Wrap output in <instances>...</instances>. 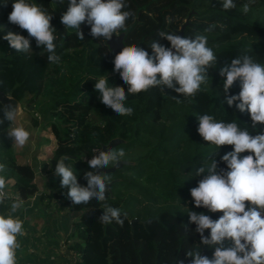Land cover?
Segmentation results:
<instances>
[{
	"label": "trees",
	"instance_id": "1",
	"mask_svg": "<svg viewBox=\"0 0 264 264\" xmlns=\"http://www.w3.org/2000/svg\"><path fill=\"white\" fill-rule=\"evenodd\" d=\"M29 2L52 13L60 62H48V53L36 46L34 38H30L32 53L16 52L9 46L3 39L7 32L25 37L28 33L8 21L12 0H7V6L0 0V89L19 102L29 117V124L22 125L31 133L49 126L55 147L44 162L35 166L20 163L5 134L13 123L5 121L0 125V162L7 164L6 178L13 180L17 198L25 199L37 192L34 178L38 172L52 175L47 181L48 190L39 198L44 204L57 203L60 209L77 214L68 243L76 254L73 264H109L111 246L120 242L143 245L152 252L150 264H176L177 260L190 264L191 258L185 253L197 247L200 236L194 231L195 224L188 223L187 213L207 210L194 207L190 189L198 186L203 177L191 175L201 163L207 164L209 156L218 161V169L227 170L220 157L232 150L231 145L217 150L204 141L197 132V118L209 114L218 121L236 122L252 135L264 130V125L259 124L252 129L247 112L240 113L227 105L223 77L219 75L222 66L244 54L264 64V0H234L236 7L230 10L223 9L222 0H126L125 10L133 16L127 20L126 30L120 32L124 47L135 44L151 54L153 40L170 46L158 33H177L184 25L181 36H208L217 65L209 69V83L202 85L195 97L153 88L129 95L126 106L133 108V114L123 117L102 104L100 94L94 90L101 75L107 76L111 86H121L125 91L128 88L113 70L115 55L106 41L94 39L87 24L80 26L83 40L78 39L75 29L64 28L60 17L67 11L69 0H64L63 5L58 0L56 4L55 0ZM244 4L250 5L247 14L242 11ZM211 24L216 27L205 32ZM239 91L237 81L228 95ZM3 108L0 103V119ZM113 138L120 141L112 147L123 148L129 162L104 172L112 177L107 203L121 209L122 227L114 221L109 225L100 223L102 202L93 199L88 204H72L67 189L61 188L60 178L54 174L56 163L68 157L64 163L73 166L78 183L86 186L83 174L91 169L85 159ZM184 225H188V231ZM209 231L205 230L206 236ZM212 252L201 247L202 255L211 258Z\"/></svg>",
	"mask_w": 264,
	"mask_h": 264
},
{
	"label": "clouds",
	"instance_id": "2",
	"mask_svg": "<svg viewBox=\"0 0 264 264\" xmlns=\"http://www.w3.org/2000/svg\"><path fill=\"white\" fill-rule=\"evenodd\" d=\"M58 3L63 5L64 0H58ZM3 4L7 6V0H3ZM222 7L230 10L236 4L234 0H222ZM126 8V0H69L67 11L60 19L64 28L76 30L80 40L84 39L80 27L83 23L90 26V35L94 39L109 41L126 30V22L133 16ZM242 11L247 14L250 5L244 4ZM52 18V13L35 2L12 0L8 21L26 30L28 37L9 31L3 39L16 52L32 53L30 38H34L36 46L43 47L48 53V62L59 63ZM215 27L211 24L205 32ZM157 35L166 39L170 46L165 47L153 40L149 46L151 54L133 44L123 47L115 55L113 70L128 85L127 91L121 86H111L104 75L95 82L94 90L100 94V102L116 115L133 114V108L126 106L129 95L153 88L164 92L167 88L179 96L195 97L201 86L209 83L208 71L216 68L217 55L208 46L207 35L196 34L194 38L171 32ZM219 75L223 77L222 91L227 105L234 106L240 113L247 112L252 129H256L258 124L264 125V64L244 54L222 66ZM237 81L239 93L228 95ZM173 98L177 103L181 102L179 98ZM197 119V132L204 141L215 145L217 150L225 145H231L232 150L220 157L227 170L218 169V161L209 156L207 164L201 163L191 175L203 177L198 186L190 189L194 207L222 215L213 220L204 212L192 210L187 213L188 223L195 224L194 231L199 234L200 242L185 256L191 258L190 264H264V130L252 135L248 128L242 129L236 122L218 121L209 114L200 115ZM16 120L17 106L3 108L0 125L5 121L15 123ZM7 134L19 147L28 143L31 137V133L18 124ZM245 152L250 154L242 156ZM95 153L98 155L88 160L91 170L83 174L86 186L78 183L73 166L64 163L68 157L56 163L54 174L60 178L61 188L67 189L66 195L72 204H88L93 199L102 202L100 223L109 225L114 221L122 227L121 209L107 203L112 177L98 170L118 167L121 161H125L126 153L123 148L115 147L104 151L99 147ZM7 171V164L0 162V206L7 204ZM23 204L22 199L15 200L10 204L9 214H0V264H18L17 251L21 247L18 238L25 235V229L23 220L13 214ZM123 215L126 217L127 213ZM184 229L188 231V225H184ZM205 230H210L207 236ZM201 247L213 250L211 258L201 254ZM176 264H184V261L177 260Z\"/></svg>",
	"mask_w": 264,
	"mask_h": 264
},
{
	"label": "crops",
	"instance_id": "3",
	"mask_svg": "<svg viewBox=\"0 0 264 264\" xmlns=\"http://www.w3.org/2000/svg\"><path fill=\"white\" fill-rule=\"evenodd\" d=\"M16 125V123H13L8 129ZM18 125L23 126L30 132L25 125H22L21 121H19ZM45 128L38 127L32 133L30 132V140L23 147H19L16 144L12 147L20 163H28L35 166L50 157L55 145L50 150V155L44 158L43 152L46 150L42 144L49 143L48 140L50 138L39 135V132ZM6 138L9 141L12 139L7 136ZM28 145L31 147L28 148ZM39 147L41 149L37 152ZM36 175L34 181L38 187L37 192L30 197L22 199L24 201L23 207L13 214L23 220L25 229V235L18 238L21 244L20 249L17 251L18 262L73 264L76 260V254L68 247V243L71 242L69 235L73 230L72 222L77 214L60 209L57 207V203L44 204L39 195L48 190L47 181L52 178V175L45 173H40V176ZM44 179L45 181L40 183V180ZM12 183L13 180L8 179V186L5 189L7 204L0 206V214H9L11 202L19 199L12 188Z\"/></svg>",
	"mask_w": 264,
	"mask_h": 264
},
{
	"label": "rangeland",
	"instance_id": "4",
	"mask_svg": "<svg viewBox=\"0 0 264 264\" xmlns=\"http://www.w3.org/2000/svg\"><path fill=\"white\" fill-rule=\"evenodd\" d=\"M205 5V1H204ZM19 120L21 123L24 124H29V117L24 114V112H19ZM11 129V128H10ZM8 129L7 131H9ZM6 131V136L9 138L8 134ZM42 135L43 137L48 136L50 139L48 140L49 143L42 144L43 147H45V152H43V157L46 158L50 155V150L52 147L55 145V139L53 138V135L51 134L49 126H46L45 129L39 132V135ZM12 141V142H11ZM11 147L15 145L13 144V140L11 139ZM13 144V145H12ZM30 145V144H29ZM28 145V148L31 147ZM13 149V148H12ZM41 148L37 149V152ZM34 150V149H33ZM132 155V153H129L128 156ZM36 176H40V173L38 172ZM44 180H40V183H43ZM207 215H209L212 218L218 219L222 213L216 212V213H210L206 210L205 212ZM113 250V254L110 257L109 264H150L151 259H152V252L146 250L143 245L140 243H133V242H128V243H114L111 246ZM99 262V261H98ZM99 264H102L99 263Z\"/></svg>",
	"mask_w": 264,
	"mask_h": 264
},
{
	"label": "water",
	"instance_id": "5",
	"mask_svg": "<svg viewBox=\"0 0 264 264\" xmlns=\"http://www.w3.org/2000/svg\"><path fill=\"white\" fill-rule=\"evenodd\" d=\"M183 27H184V25L180 26V29L177 31V35H182ZM122 39H123V33H118V36H113L111 40L106 41V44L108 45L109 49L113 52L114 55L118 54L122 50V48L124 47ZM0 103L4 108H6L9 105H11L13 107L17 106V120L15 123L18 124L20 121L19 120V114H20L19 112H22V109L20 107L19 102L15 98L6 95L0 89ZM119 141H120V139L113 138V139L109 140L108 143L102 145L100 147V150H102V151L107 150L108 148H111L114 144H116ZM93 155H98V153L94 152L90 157L86 158L85 161L88 163V160H90ZM125 163H129V162L126 160L124 162L121 161L119 163V166H121L122 164H125ZM116 168L117 167H112V168H107V169H99L98 171L99 172H111V171H114Z\"/></svg>",
	"mask_w": 264,
	"mask_h": 264
},
{
	"label": "built area",
	"instance_id": "6",
	"mask_svg": "<svg viewBox=\"0 0 264 264\" xmlns=\"http://www.w3.org/2000/svg\"><path fill=\"white\" fill-rule=\"evenodd\" d=\"M18 264H44V263H34V262H18Z\"/></svg>",
	"mask_w": 264,
	"mask_h": 264
}]
</instances>
